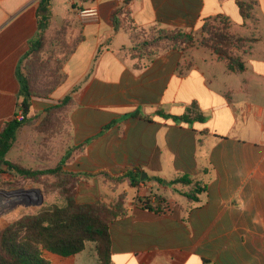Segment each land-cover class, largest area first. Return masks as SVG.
Here are the masks:
<instances>
[{"label":"crops","instance_id":"obj_1","mask_svg":"<svg viewBox=\"0 0 264 264\" xmlns=\"http://www.w3.org/2000/svg\"><path fill=\"white\" fill-rule=\"evenodd\" d=\"M66 1L59 18L51 0L49 19L51 27L69 22L74 49L64 82L50 98H33L28 118L40 121L20 130L6 160L53 168L87 143L69 157L68 171L119 175L141 168L137 186L125 179L116 187L101 174L83 181L76 196L80 204H113L123 194L127 213L109 229L113 264H264V0H82L98 7L96 22H83ZM119 8L128 14L119 16L117 32L112 18ZM46 14L42 0H0V132L21 112L18 71ZM217 16L248 44L232 52L243 71L202 45L166 47L150 62L130 55V26L197 34ZM67 94L73 101L52 113L46 130L36 129ZM192 107L203 121L157 116H182ZM183 175L206 185L198 202L155 180ZM156 196L170 202L169 213L147 208ZM46 257L51 264H99L95 243L74 256Z\"/></svg>","mask_w":264,"mask_h":264},{"label":"trees","instance_id":"obj_2","mask_svg":"<svg viewBox=\"0 0 264 264\" xmlns=\"http://www.w3.org/2000/svg\"><path fill=\"white\" fill-rule=\"evenodd\" d=\"M50 2L51 0H42V10L47 12V14L40 17L37 34L29 42V50L21 62L18 71L21 85L19 109L23 114V119L19 120L17 114L14 119L5 123L0 132V161L2 163L0 166V176L3 173L2 167L4 166L17 180L25 179L37 182L39 179L50 178L52 187L59 191L64 202L61 205H44L35 214L25 215L0 231V264H51L46 257L47 253H53L61 257L74 256L85 250L88 243H95L99 264H113L111 254L112 242L109 229L110 224L115 219L127 213L125 198L121 194L113 204H107L102 199L93 203L80 204L76 200L74 183L90 180L104 174L109 182L115 186L122 183L125 179H129L133 186H137L141 182L140 179L143 173L141 168H130L119 175H113L107 171H68L65 168V164L69 157L75 150L82 149L87 143L72 147L62 157L58 165L53 168L33 170L20 163L6 160L8 152L18 139L20 130L40 119L39 115L28 118L32 111L33 98H50L65 79L64 75V78L53 87L49 94L41 96L33 91L31 80L24 73L25 61L30 58L39 59L44 49L47 31L50 28ZM238 4L243 12L249 10L248 4L242 1H239ZM122 14H128V12L125 13L119 8L112 18L114 30L117 32L122 29L119 18ZM219 20L229 23L222 16L209 18L205 21L201 33L197 34L187 33L179 29H155L147 31L130 26L129 32L132 42L130 55L133 59L144 58L150 62L166 47L181 48L202 45L210 47L222 59L227 60L230 69L243 71V63L232 54V41L235 40L236 36L229 32L230 23L223 30L225 31L224 34L216 35L209 32V24ZM153 31H155V34L150 39L149 36ZM141 35L146 36L141 38ZM73 49L72 45L69 55ZM72 101V95L67 94L56 105L47 108V117L42 120L41 126L36 129L40 131L46 130L52 123V113L63 109ZM133 116L150 119V116L140 113L133 114ZM157 116L177 123H191L205 119L195 107L189 109L182 116L168 114L162 110L157 112ZM112 126V124L106 126L103 131L111 129ZM155 180L160 184L173 187L179 194L196 202L199 201V195L206 191V185L203 182L194 181L188 175L179 176L171 181H165L159 177H156ZM41 184V189L45 192V183L41 182ZM155 202V206L146 204L147 208L161 214L171 211V204L167 199L156 196Z\"/></svg>","mask_w":264,"mask_h":264},{"label":"rangeland","instance_id":"obj_3","mask_svg":"<svg viewBox=\"0 0 264 264\" xmlns=\"http://www.w3.org/2000/svg\"><path fill=\"white\" fill-rule=\"evenodd\" d=\"M69 3H71V0H69ZM66 5H68L66 0H54L56 14L59 18L64 16ZM69 10H71L70 7ZM68 25L69 22L50 26L46 35L45 46L39 59L30 58L25 61L24 73L29 76L33 91L41 96L49 94L53 87L64 78V64L72 48L68 39L70 36ZM228 25L229 23L224 20H219L211 22L208 29L212 34L220 35L224 34L225 31L223 30ZM154 34L155 31L150 34L149 38L152 39ZM232 45L233 50H244L248 44L244 43L241 37L236 36L235 40L232 41ZM37 121L40 120L38 119ZM14 154L11 153L10 156L13 157ZM23 163L27 166L35 167L31 162L24 161ZM2 171L3 173L0 176V231L25 215L35 214L44 205L63 204L64 199L59 191L52 187L50 178L39 179L37 183L25 179L17 180L11 173L9 174V170L4 166ZM41 182L45 183V192L41 189ZM82 182L77 181L74 183L76 196ZM116 187L112 189L114 192L115 190L116 192L119 191V188L117 189ZM34 189H40L41 192L25 193V191ZM8 192L13 193L8 194ZM41 195H43L44 203L40 205Z\"/></svg>","mask_w":264,"mask_h":264},{"label":"built area","instance_id":"obj_4","mask_svg":"<svg viewBox=\"0 0 264 264\" xmlns=\"http://www.w3.org/2000/svg\"><path fill=\"white\" fill-rule=\"evenodd\" d=\"M119 4L122 3L121 0H117ZM73 7L77 12L78 17L83 22H96L100 19V11L96 6H85L82 0H72ZM19 120L23 119V114L20 112L17 116Z\"/></svg>","mask_w":264,"mask_h":264},{"label":"water","instance_id":"obj_5","mask_svg":"<svg viewBox=\"0 0 264 264\" xmlns=\"http://www.w3.org/2000/svg\"><path fill=\"white\" fill-rule=\"evenodd\" d=\"M0 165H1V161H0ZM144 179V176L141 177V180ZM30 192H41L40 189H34V190H28V191H25V193H30ZM13 192H8V194H12ZM44 203V198H43V195H41V200H40V205Z\"/></svg>","mask_w":264,"mask_h":264}]
</instances>
